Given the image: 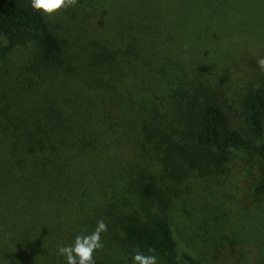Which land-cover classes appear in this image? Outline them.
I'll return each mask as SVG.
<instances>
[{
  "label": "trees",
  "instance_id": "trees-1",
  "mask_svg": "<svg viewBox=\"0 0 264 264\" xmlns=\"http://www.w3.org/2000/svg\"><path fill=\"white\" fill-rule=\"evenodd\" d=\"M118 15V42L79 59L30 0H0L4 54L35 43L29 86L45 89L30 97L19 77L16 96L0 95V264H66L57 247L98 220L96 264H132L137 247L181 264L158 167L183 183L235 151L264 163V84L245 92L244 130L220 81L241 45L264 48V0H118ZM150 150L156 170L141 160ZM254 192L264 198V175Z\"/></svg>",
  "mask_w": 264,
  "mask_h": 264
},
{
  "label": "rangeland",
  "instance_id": "rangeland-1",
  "mask_svg": "<svg viewBox=\"0 0 264 264\" xmlns=\"http://www.w3.org/2000/svg\"><path fill=\"white\" fill-rule=\"evenodd\" d=\"M49 18L54 29L81 54L79 59H89L98 44L118 42V0H78L75 7ZM242 33H238V41L243 40ZM8 44V39H0L1 97L17 95L13 82L19 77L26 85L24 93L41 95L42 86H29L39 78L34 66L40 59L37 45L18 46L5 55ZM240 51L224 72L225 79L218 77L224 82V105L235 125L246 130L241 117L243 100L252 84H264V71L257 64L264 58V48L245 44ZM141 160L154 170L155 163H163L157 150L141 154ZM161 169L159 166L157 173L167 190L165 210L180 241L181 264H190L183 256L187 251L203 264H264V198L254 192V185L264 175V163L257 155L235 151L229 161H216L210 175H192L183 183Z\"/></svg>",
  "mask_w": 264,
  "mask_h": 264
},
{
  "label": "clouds",
  "instance_id": "clouds-1",
  "mask_svg": "<svg viewBox=\"0 0 264 264\" xmlns=\"http://www.w3.org/2000/svg\"><path fill=\"white\" fill-rule=\"evenodd\" d=\"M77 3L78 0H30L34 11L49 17L62 9L75 7ZM257 64L264 71V58L258 59ZM107 231L108 226L104 220H98L91 233L76 235L70 245H59L57 255L64 257L66 264H96L94 253L103 249L102 235ZM132 264H159V259L154 250H149L146 255L137 247L132 255Z\"/></svg>",
  "mask_w": 264,
  "mask_h": 264
}]
</instances>
